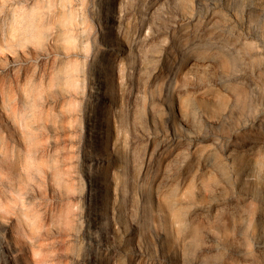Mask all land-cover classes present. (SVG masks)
<instances>
[{
    "label": "rangeland",
    "instance_id": "obj_1",
    "mask_svg": "<svg viewBox=\"0 0 264 264\" xmlns=\"http://www.w3.org/2000/svg\"><path fill=\"white\" fill-rule=\"evenodd\" d=\"M260 240L264 0H0V264H264Z\"/></svg>",
    "mask_w": 264,
    "mask_h": 264
},
{
    "label": "bare ground",
    "instance_id": "obj_2",
    "mask_svg": "<svg viewBox=\"0 0 264 264\" xmlns=\"http://www.w3.org/2000/svg\"><path fill=\"white\" fill-rule=\"evenodd\" d=\"M219 82L223 85L226 82V80L225 79H219ZM105 95L107 96V98H109L111 100L115 99V96L112 93H107ZM175 120H177V119H175ZM178 120H179L178 124H180L184 128L185 136L188 139H190V140H195V138L197 136V133H198V129H197L196 125L192 124L191 122L184 121V119H180L179 118ZM213 124H215V123H213ZM103 126L105 127V135H104L105 145L106 146H110V143H111V141L113 139V134H112L111 125H110V123H109V121L107 119L103 120ZM175 134H176V130H175ZM203 160H204L206 165H208L209 167L214 169L216 172L222 170L221 169V164L218 163V161L216 160L215 156L213 155V153L211 151H208L203 156ZM112 165H113V163H111L109 161H106L105 163L104 162L102 163L103 169L100 171L101 180L103 182H105L106 184H108L111 181V177H110L109 173H107L105 170L110 169ZM224 174L225 173H223V175ZM240 195H241L240 192H236L235 190L232 189V191L230 192V195H229V199H232L234 197H238ZM106 197H109V195L107 194ZM258 248H261V249L264 250V240H260L259 241Z\"/></svg>",
    "mask_w": 264,
    "mask_h": 264
}]
</instances>
